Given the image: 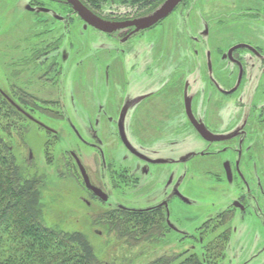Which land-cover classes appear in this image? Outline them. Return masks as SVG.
Wrapping results in <instances>:
<instances>
[{
  "label": "flooded vegetation",
  "instance_id": "af4514ba",
  "mask_svg": "<svg viewBox=\"0 0 264 264\" xmlns=\"http://www.w3.org/2000/svg\"><path fill=\"white\" fill-rule=\"evenodd\" d=\"M164 1H120L130 13L85 5L104 21L117 23L148 16ZM63 4L84 29L105 37L118 49L110 47L113 52L88 56L84 96L71 89L72 94L64 98L58 84L71 68L63 67L68 54L58 50L61 36H51V31L66 19H48L49 8L43 5L28 7L35 13L32 22L37 32L23 52L5 56L12 76L23 75L21 84H11L9 92L0 87L6 117L12 118L15 112L14 119L32 123L54 143L59 141V131L44 118L68 126L90 152L86 166L75 150H66L72 172L77 173L87 194L82 201L88 208L99 203L104 208L99 211L102 215L153 210L164 220L167 231L184 235L171 217L175 204L182 210L196 205L188 195V183L183 184L185 178L203 175L216 185L224 182L234 196L226 205L209 204L215 212L205 218L200 233L203 238L211 233L212 238L201 244V261L264 264V0H181L148 27L136 30L128 25L107 31L85 23L69 4ZM173 14L179 19H170ZM142 39L156 46L165 43L168 50L157 49L144 56L134 45ZM191 43L196 46L191 48ZM126 55L133 60L128 69L121 65ZM193 64L198 94L184 76L193 70ZM130 72L132 79L127 77ZM44 87L48 94L42 98L35 90L41 92ZM116 88L120 97L112 100V106L108 99L106 103L91 99ZM217 96L235 97L227 105ZM79 101L86 108L83 114L87 112L83 117L86 137L74 124L80 114ZM189 129L200 144L183 151L189 143ZM111 135L123 155L110 147ZM26 160L29 166L34 164L29 145ZM77 160L91 188L85 185ZM200 203L198 206L206 205Z\"/></svg>",
  "mask_w": 264,
  "mask_h": 264
},
{
  "label": "rangeland",
  "instance_id": "374dc122",
  "mask_svg": "<svg viewBox=\"0 0 264 264\" xmlns=\"http://www.w3.org/2000/svg\"><path fill=\"white\" fill-rule=\"evenodd\" d=\"M60 3L49 0H0V87L3 91L9 92L11 84H21L20 81L23 77V75L20 77L12 76L13 69L10 66L9 68L7 67L5 56L9 52H23L26 49V42L33 39L35 32H37V29L34 28L35 24L32 22L33 18H35V13L29 11L27 9L28 7L37 9L38 5H43L49 8V12L45 14L48 19L55 20L58 17L66 19L61 26L59 23H56L59 24L60 29L55 32V24V30L51 31V36H61L58 40V50L67 52L68 54V59L63 62V67L71 68L66 70L62 83L58 84L61 86V93L64 98H66V95L72 94L71 89L74 93L76 91L81 92L82 96H84L83 90L87 84L85 82V75L87 72L88 56L93 52L100 54L108 51L113 52V49H110V47L118 49L116 44L113 42L110 43L105 37L92 32L89 28L84 29L81 26V22L72 17L68 8L62 2ZM122 4L119 0H102L99 5L100 9H98L100 11L107 9L113 13H130V9L125 8ZM172 16L170 19H179L178 15L173 14ZM47 35L49 36V34ZM51 36L50 38H54ZM103 44L107 47L105 46V49L102 48L103 50H101L100 48L104 46ZM155 44L145 39H142L137 44L134 43L135 47L144 56H147L148 53L154 52L157 49L161 51L168 50L165 43L163 45L159 42L158 46ZM194 45L191 43V48ZM103 55L106 56L108 54ZM123 60L124 62H121V65L128 69L130 62L133 61L132 55L124 56ZM165 66L169 65L165 63ZM191 66L194 67L195 65L193 64ZM114 67L117 68L119 65L115 64ZM76 73L78 74L76 75ZM197 75L198 73L195 67L190 73H185L184 75L192 84L191 89L193 91L198 88V85L193 82V78ZM132 76L130 72L127 77L132 79ZM115 81L117 82L116 79ZM45 85L47 86V84ZM24 87L28 88L26 86ZM179 89H181V86ZM35 92L42 98L48 94L46 87L41 89V92L36 90ZM194 92L198 94L197 91ZM95 93L98 94V92ZM102 93L106 94L104 96L98 94L97 97H92L91 99L103 100L104 103L108 99L110 102L107 104L112 106V100H118L120 97L117 88L113 89L112 93L108 89L103 90ZM76 95L75 98L79 99ZM234 97L217 96L218 99L224 100L227 105L231 104ZM76 106L80 114L77 115L78 118L74 119V124L80 130L81 134L86 137L85 128L83 127L87 123L83 122V117H86L87 112L84 111V114L82 112L86 108L83 107L80 101L78 104L76 103ZM115 110L116 107H114ZM5 112L4 109L0 111V136L10 143L15 159L21 168L24 169V173L29 177L36 175L41 178L43 184L41 208L43 221L46 225L67 232H82L91 244L97 258L104 264H148L156 258L173 257L180 254L184 255L187 249H191L198 257H202L200 251L201 244L208 242L212 238L211 233L205 238L200 233L203 229L202 225L205 218L215 212L214 208L209 206V204L215 202L216 207L228 204V201L234 196L230 191L229 185L224 182L216 185L208 181V179L206 180L203 175L194 178L188 175L189 178H185L183 184L186 185L188 183V195L196 202V205L190 207L185 206L182 210L180 206H176L175 204L173 205L171 217L172 221L178 225L180 230L185 231V234L182 235L181 233L168 231L156 242L129 241L125 237L120 238L116 231L110 229L108 225L106 227L101 224L93 225L91 223L92 220H101L100 217L103 215L99 211L104 208L99 206L97 202H95L92 208H88L82 201V197L87 198V194L77 173L72 172L73 163L67 155L66 150L68 148L75 150L82 163L86 166L90 164V152L83 143L76 139L68 126H65L63 122H54L49 118H44V121L59 131V141L54 143L51 139H48L42 129H36L32 123L23 122L24 120L22 119H8L4 115L6 114ZM189 131V143L184 144L185 148L183 151L187 147H194L200 144V142L195 143L194 133L190 129ZM25 140L28 144H26ZM109 142L110 147L115 150V154L118 156L123 155V150L116 143L113 135H111ZM28 145L31 147L34 156V164L31 166L28 163L26 164ZM202 198L204 200H201ZM200 202L206 205L198 206V204H201ZM199 211L203 213H199ZM207 212L211 213L209 214ZM242 226L244 228L243 224ZM221 261L217 262L212 259L207 264H233L232 262H228V259Z\"/></svg>",
  "mask_w": 264,
  "mask_h": 264
},
{
  "label": "trees",
  "instance_id": "16d2710c",
  "mask_svg": "<svg viewBox=\"0 0 264 264\" xmlns=\"http://www.w3.org/2000/svg\"><path fill=\"white\" fill-rule=\"evenodd\" d=\"M49 1L64 3V0ZM81 1L100 9L102 0ZM3 109L7 115V107L0 105V111ZM12 113V118L16 117V113ZM12 149L10 143L0 136V264H104L82 232L62 231L44 223L42 180L24 173ZM117 211V215L103 214L101 220H92L91 223L108 225L120 238L133 242H156L168 232L164 220L153 210ZM148 264L203 263L194 251L186 250L184 255L160 257Z\"/></svg>",
  "mask_w": 264,
  "mask_h": 264
},
{
  "label": "water",
  "instance_id": "95a60500",
  "mask_svg": "<svg viewBox=\"0 0 264 264\" xmlns=\"http://www.w3.org/2000/svg\"><path fill=\"white\" fill-rule=\"evenodd\" d=\"M64 1L67 4H69L73 8V10L77 12L79 17L85 23L90 24L102 31H107L114 27H124L128 25L135 26L136 30L140 28L148 27L154 24L155 22H157L158 20L162 19L166 15H168L174 9V7L178 4V2L181 0H165L164 3L157 10H155L153 13H151L148 16L138 18V19H133L131 21L117 22V23H110V22L104 21L103 19L99 18L91 10H89L81 0H64ZM193 123L197 129L202 131L201 127L196 125L195 121H193ZM156 162H160V160H157ZM77 164L81 170V174H82L85 185L91 188L92 186L89 184V181H88L87 175L85 174L83 166L78 160H77Z\"/></svg>",
  "mask_w": 264,
  "mask_h": 264
}]
</instances>
